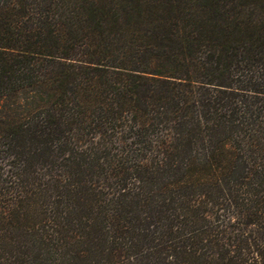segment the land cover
Wrapping results in <instances>:
<instances>
[{"label": "trees", "instance_id": "16d2710c", "mask_svg": "<svg viewBox=\"0 0 264 264\" xmlns=\"http://www.w3.org/2000/svg\"><path fill=\"white\" fill-rule=\"evenodd\" d=\"M0 264H264V0H0Z\"/></svg>", "mask_w": 264, "mask_h": 264}]
</instances>
